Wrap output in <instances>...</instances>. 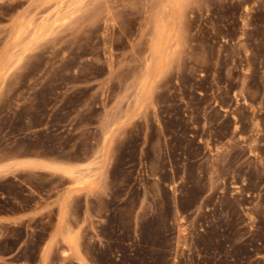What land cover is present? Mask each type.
I'll return each mask as SVG.
<instances>
[{"label": "rangeland", "instance_id": "rangeland-1", "mask_svg": "<svg viewBox=\"0 0 264 264\" xmlns=\"http://www.w3.org/2000/svg\"><path fill=\"white\" fill-rule=\"evenodd\" d=\"M63 195L43 259L264 264V0H0V214Z\"/></svg>", "mask_w": 264, "mask_h": 264}, {"label": "crops", "instance_id": "crops-1", "mask_svg": "<svg viewBox=\"0 0 264 264\" xmlns=\"http://www.w3.org/2000/svg\"><path fill=\"white\" fill-rule=\"evenodd\" d=\"M50 162V161H49ZM55 163V162H51ZM72 166V165H67ZM70 184H63V187H69ZM79 197L74 196L68 200L67 196L63 195L61 197L59 196H48V197H42L41 199L35 201L32 203V206L30 209H27L25 211H17L12 212L8 214H0V238H2L5 235V230L8 227H23L25 230H28L29 225L40 216L46 214L47 212H50L54 207L56 206V203H60L62 201H66L69 203L70 209L67 213V220L65 221L66 224L64 225L63 229L60 228L57 225V221L54 223L52 229L48 232V237L44 241L42 247L39 249V259L35 262H31L25 259L19 258V249L14 250L13 252L9 253H0V263L1 264H74L73 261L67 258V256H60L58 261L54 260H47L42 258V254L44 249L46 248L47 244H51L57 242V245L54 246L55 252L57 246L59 245V252L64 249L65 252L70 251V246L68 244H64L61 239L58 237L61 233L68 234V227L71 226L73 229V232L77 229V226L79 225V220L81 222L83 215L85 213V206L82 210L81 214H78L75 211V205L74 203L77 201ZM84 204L86 202L85 197H83ZM58 209V208H57ZM77 216L79 218L78 221L73 220V216ZM59 216V211H57V218ZM29 242V237H27L24 241H22L21 247H24ZM77 263V262H76Z\"/></svg>", "mask_w": 264, "mask_h": 264}, {"label": "bare ground", "instance_id": "bare-ground-1", "mask_svg": "<svg viewBox=\"0 0 264 264\" xmlns=\"http://www.w3.org/2000/svg\"><path fill=\"white\" fill-rule=\"evenodd\" d=\"M170 1H177V0H170ZM172 3V2H171ZM171 5V4H170ZM169 5V7H170ZM165 6V5H164ZM176 6V5H175ZM165 8V7H164ZM166 10V9H165ZM165 12V11H164ZM62 21V20H61ZM49 26V25H48ZM44 27V26H43ZM41 28L43 32V30L45 31L44 28ZM163 29V28H162ZM23 32V31H22ZM48 33V32H47ZM165 33V32H164ZM21 34V33H20ZM22 35V34H21ZM20 37V36H19ZM167 41V40H166ZM163 45V38L162 37H158V40L155 42V44L153 45L152 49H151V52L153 53V55L155 56L156 58V66L159 67L162 63V59L161 57H159L160 55V50H161V47ZM168 50V49H167ZM164 52V51H163ZM164 54V53H163ZM24 163L26 162L27 165H38L40 166L41 168H44V169H51V170H58V171H62V172H66L67 174H72V170H67L65 166L63 165H57V164H52V163H49V162H44V161H35V160H27V161H23Z\"/></svg>", "mask_w": 264, "mask_h": 264}]
</instances>
